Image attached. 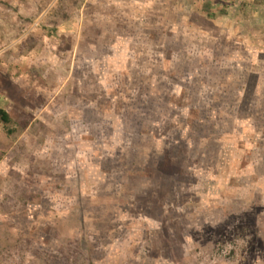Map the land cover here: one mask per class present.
<instances>
[{"label": "rangeland", "instance_id": "obj_1", "mask_svg": "<svg viewBox=\"0 0 264 264\" xmlns=\"http://www.w3.org/2000/svg\"><path fill=\"white\" fill-rule=\"evenodd\" d=\"M249 2L0 0V264H264Z\"/></svg>", "mask_w": 264, "mask_h": 264}, {"label": "trees", "instance_id": "obj_2", "mask_svg": "<svg viewBox=\"0 0 264 264\" xmlns=\"http://www.w3.org/2000/svg\"><path fill=\"white\" fill-rule=\"evenodd\" d=\"M0 116H1V119H2L4 122H7V121H8L7 114H6L3 110H0ZM177 143L179 144V142H177ZM184 147H185V146L183 145V148H184ZM183 148L180 149L179 154L181 153V150H182ZM177 152H178V150H177Z\"/></svg>", "mask_w": 264, "mask_h": 264}, {"label": "crops", "instance_id": "obj_3", "mask_svg": "<svg viewBox=\"0 0 264 264\" xmlns=\"http://www.w3.org/2000/svg\"><path fill=\"white\" fill-rule=\"evenodd\" d=\"M245 1H250L249 3H255V4H262L264 3V0H245ZM258 17H256L255 19H257Z\"/></svg>", "mask_w": 264, "mask_h": 264}]
</instances>
